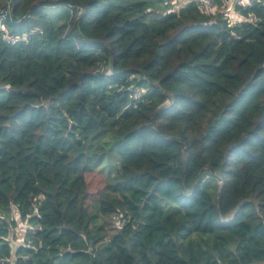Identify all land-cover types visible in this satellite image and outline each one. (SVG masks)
<instances>
[{
    "label": "trees",
    "instance_id": "trees-1",
    "mask_svg": "<svg viewBox=\"0 0 264 264\" xmlns=\"http://www.w3.org/2000/svg\"><path fill=\"white\" fill-rule=\"evenodd\" d=\"M170 2L0 0V264L264 263V8Z\"/></svg>",
    "mask_w": 264,
    "mask_h": 264
},
{
    "label": "built area",
    "instance_id": "built-area-1",
    "mask_svg": "<svg viewBox=\"0 0 264 264\" xmlns=\"http://www.w3.org/2000/svg\"><path fill=\"white\" fill-rule=\"evenodd\" d=\"M170 3L181 5L182 7H185L189 3H193L202 13L209 15L220 14L229 26L235 25L240 21H248L252 23L258 21L253 14H249L248 16L242 15L236 10V7L240 6L245 8L253 4H258L264 8V0H172ZM5 14L6 12L0 10V37L3 42L14 45L20 40V38L8 34V30L4 24ZM112 221L116 227L121 226L125 222L122 215H119V217L118 215L113 216ZM19 229V227L17 229L11 227L8 235L4 237V239L10 243L12 256L18 246L25 245V239L23 238L24 234L21 235V230ZM13 235H15V239H12ZM6 261H10V259H6ZM3 262L4 260L0 259V263Z\"/></svg>",
    "mask_w": 264,
    "mask_h": 264
},
{
    "label": "rangeland",
    "instance_id": "rangeland-1",
    "mask_svg": "<svg viewBox=\"0 0 264 264\" xmlns=\"http://www.w3.org/2000/svg\"><path fill=\"white\" fill-rule=\"evenodd\" d=\"M47 11L53 12V8H49ZM111 162L113 161L111 160ZM105 176L106 174L104 172L101 173L95 172L86 176V181L88 183V191L90 196H95L99 191L103 189ZM113 230H110L109 233L112 234L114 232Z\"/></svg>",
    "mask_w": 264,
    "mask_h": 264
},
{
    "label": "water",
    "instance_id": "water-1",
    "mask_svg": "<svg viewBox=\"0 0 264 264\" xmlns=\"http://www.w3.org/2000/svg\"><path fill=\"white\" fill-rule=\"evenodd\" d=\"M34 6H35V4L31 6V8L28 10V12H29Z\"/></svg>",
    "mask_w": 264,
    "mask_h": 264
},
{
    "label": "crops",
    "instance_id": "crops-1",
    "mask_svg": "<svg viewBox=\"0 0 264 264\" xmlns=\"http://www.w3.org/2000/svg\"><path fill=\"white\" fill-rule=\"evenodd\" d=\"M261 264H264V263H261Z\"/></svg>",
    "mask_w": 264,
    "mask_h": 264
}]
</instances>
